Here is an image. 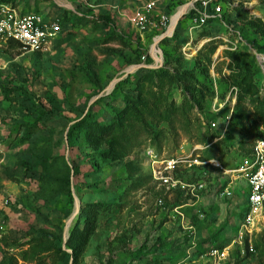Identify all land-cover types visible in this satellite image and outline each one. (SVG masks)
<instances>
[{
  "label": "rangeland",
  "instance_id": "rangeland-1",
  "mask_svg": "<svg viewBox=\"0 0 264 264\" xmlns=\"http://www.w3.org/2000/svg\"><path fill=\"white\" fill-rule=\"evenodd\" d=\"M12 1L64 24L38 50L0 38V264H209L244 222L241 169L264 133V0H223L222 19L192 28L183 14L169 30L179 5L164 0L146 29L133 17L149 0ZM176 67L197 73L204 100L182 110L175 87L173 115L118 127L122 94L147 70ZM88 113L102 134L84 129ZM87 207L99 212L79 246ZM243 242L230 264H264V224Z\"/></svg>",
  "mask_w": 264,
  "mask_h": 264
},
{
  "label": "built area",
  "instance_id": "built-area-1",
  "mask_svg": "<svg viewBox=\"0 0 264 264\" xmlns=\"http://www.w3.org/2000/svg\"><path fill=\"white\" fill-rule=\"evenodd\" d=\"M160 1L149 0L136 12L133 20L140 29H146L147 25H150L151 16L158 8ZM174 2L178 3L179 9L184 8V15L190 16L192 24L195 25L192 28L222 19L225 14L223 0L163 1L165 6H170ZM158 17V23L161 25H165L169 19L166 13H158ZM62 31V20L58 14L45 16L40 11H23L11 1L0 0L1 39H13L21 44L23 49L38 50L58 37ZM260 57L262 56H259V59H262ZM211 126L215 127L216 123L212 122ZM251 156V159L247 160L241 169L245 172L250 189L246 217L232 245L213 249L207 254L209 264H230L233 245L237 243L238 246L243 247L244 239L249 238L250 241L253 234L264 224V134L255 142ZM174 164L176 163H172L169 167L172 168ZM249 251H253L252 245H249Z\"/></svg>",
  "mask_w": 264,
  "mask_h": 264
},
{
  "label": "trees",
  "instance_id": "trees-1",
  "mask_svg": "<svg viewBox=\"0 0 264 264\" xmlns=\"http://www.w3.org/2000/svg\"><path fill=\"white\" fill-rule=\"evenodd\" d=\"M11 1L13 5L14 2L12 0H6ZM178 5L177 2H174L173 5H170L172 8H176ZM62 20V25L63 19ZM7 42L10 45H15L18 47H22L21 44H19L17 41L13 39H8ZM232 57L236 59L237 64L239 62V58L235 53L232 54ZM165 63L167 65L171 64L169 56L166 55ZM173 60V59H172ZM181 66V65H180ZM179 66V67H180ZM245 67L247 65H244ZM242 65V67H244ZM179 67L174 68L173 70L169 68H160L157 70H147L148 75H143L140 78H138L135 89L137 93L135 95H129V94H122V99L125 101V107L122 109L121 112H116V121L119 126H125L124 121L132 118V119H139L141 122L146 121V116H152V117H158L160 118V111L164 108V114L165 118L167 119L169 116L173 115L172 110H176L178 107L174 104L173 101H170L169 99V93L172 89L181 88L182 93V110H185L186 107L191 106L194 107L195 102L203 101L207 92L206 90L196 88V81L199 82L197 78V73L194 71H188L185 70L184 72H180ZM202 72L206 75V68L203 67ZM246 71V69H244ZM243 70H240L239 73H243ZM247 72V71H246ZM186 77V79H183ZM246 76H244V79ZM130 79V75L125 78V81H128ZM154 82L155 86L157 87L156 90H153L152 88H148L147 90H144L145 82ZM123 86L118 83L115 87V91L122 92ZM101 101V100H100ZM100 101H97L94 105L96 106ZM170 101V102H169ZM169 102V103H168ZM164 107V108H163ZM168 110V111H167ZM167 112V115H166ZM81 124L84 125V129H90L89 134H96L100 135L103 132V125H100V123L94 119L93 113H88L86 117L81 121ZM108 124V123H107ZM114 123H109L107 125L108 130H114L115 128ZM151 131L155 132V128L152 126ZM80 132V131H79ZM264 134V133H263ZM262 134V135H263ZM158 135V133H154L153 136ZM261 136H258V139ZM67 184L70 185V181H67ZM69 195H71V191H69ZM99 212L98 208L93 207H87L85 208V215H84V224L81 228L78 227V229L75 230L74 235L71 237L72 240H77L79 246L86 243L89 236L93 232L95 228V218ZM73 240V241H74ZM71 244V241H70Z\"/></svg>",
  "mask_w": 264,
  "mask_h": 264
},
{
  "label": "bare ground",
  "instance_id": "bare-ground-1",
  "mask_svg": "<svg viewBox=\"0 0 264 264\" xmlns=\"http://www.w3.org/2000/svg\"><path fill=\"white\" fill-rule=\"evenodd\" d=\"M183 12H184V8H180L179 11L177 13H175L176 15L175 14L173 15L172 21L174 20V23H175L181 17V15L183 14ZM174 23L171 22V25L174 24Z\"/></svg>",
  "mask_w": 264,
  "mask_h": 264
},
{
  "label": "water",
  "instance_id": "water-1",
  "mask_svg": "<svg viewBox=\"0 0 264 264\" xmlns=\"http://www.w3.org/2000/svg\"><path fill=\"white\" fill-rule=\"evenodd\" d=\"M165 35H161V36H158L156 39H155V43L153 45V49L155 50L156 49V45L157 43L162 40V38L164 37Z\"/></svg>",
  "mask_w": 264,
  "mask_h": 264
},
{
  "label": "crops",
  "instance_id": "crops-1",
  "mask_svg": "<svg viewBox=\"0 0 264 264\" xmlns=\"http://www.w3.org/2000/svg\"><path fill=\"white\" fill-rule=\"evenodd\" d=\"M24 11V10H23ZM175 17V16H174Z\"/></svg>",
  "mask_w": 264,
  "mask_h": 264
}]
</instances>
